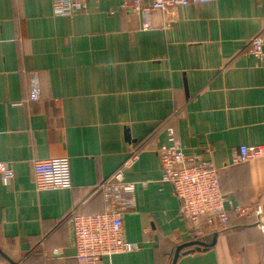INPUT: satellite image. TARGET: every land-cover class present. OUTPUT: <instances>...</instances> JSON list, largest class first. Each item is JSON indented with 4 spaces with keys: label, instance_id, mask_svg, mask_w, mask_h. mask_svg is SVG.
Segmentation results:
<instances>
[{
    "label": "crops",
    "instance_id": "crops-1",
    "mask_svg": "<svg viewBox=\"0 0 264 264\" xmlns=\"http://www.w3.org/2000/svg\"><path fill=\"white\" fill-rule=\"evenodd\" d=\"M122 0H90L73 16L53 13V0H0V264H85L76 258L69 213H101L95 186L121 167L136 185V209L124 215L125 238L139 250L101 264H264V228L230 213L194 225L164 182L158 149L173 119L188 155L221 170L222 191L263 209L264 159L232 165L242 145L264 144V67L247 51L264 32V0H217L155 11L153 27L121 11ZM36 72L38 101H28ZM67 157L71 187L37 191L32 161ZM190 249V248H188ZM58 253L55 254L54 251Z\"/></svg>",
    "mask_w": 264,
    "mask_h": 264
},
{
    "label": "built area",
    "instance_id": "built-area-1",
    "mask_svg": "<svg viewBox=\"0 0 264 264\" xmlns=\"http://www.w3.org/2000/svg\"><path fill=\"white\" fill-rule=\"evenodd\" d=\"M90 0H53V13L57 16H73L84 12ZM217 0H122L121 11L140 15L142 29H152V15L155 11L168 10L197 3H211ZM247 51L264 67V32L249 42ZM28 101H38L41 86L36 72L29 78ZM166 124L167 143L158 149L163 168L164 182L172 185L174 194L180 201L179 213L194 225L193 231L201 235V223L228 225L230 213L239 217H255L261 228L263 209L235 203L221 190L219 169L199 155H188L179 140L173 119ZM143 146H136L125 163L109 177L98 183L93 194L100 192L105 201L101 213H69L76 258L85 264H101L105 257L139 250V245L125 238L124 215L136 209V185L126 181L124 169L138 158ZM264 158V144L242 145L232 159V165ZM33 181L37 191L57 190L71 187L70 161L67 157L32 161ZM0 177L8 185L15 177L13 166L0 161ZM58 253L57 250L54 251Z\"/></svg>",
    "mask_w": 264,
    "mask_h": 264
},
{
    "label": "trees",
    "instance_id": "trees-1",
    "mask_svg": "<svg viewBox=\"0 0 264 264\" xmlns=\"http://www.w3.org/2000/svg\"><path fill=\"white\" fill-rule=\"evenodd\" d=\"M264 158H259V159H256V160H252V161H248V162H245L244 164L246 163H250V162H253V161H259V160H263ZM243 163H241L242 165ZM240 164H238L237 166H239ZM236 166V165H234ZM219 178H220V187H221V170H219ZM222 190V188H221ZM223 192V191H222ZM224 193V192H223ZM225 194V193H224ZM226 195V194H225ZM227 196V195H226ZM228 197V196H227ZM217 225L220 227L221 230H225L229 227V224L228 225H222V224H218ZM190 248V249H188ZM208 248H210L209 246H197V245H194V246H189L187 248H185V250H194V251H204V250H207Z\"/></svg>",
    "mask_w": 264,
    "mask_h": 264
},
{
    "label": "water",
    "instance_id": "water-1",
    "mask_svg": "<svg viewBox=\"0 0 264 264\" xmlns=\"http://www.w3.org/2000/svg\"><path fill=\"white\" fill-rule=\"evenodd\" d=\"M194 245H197V246H210L208 244H205L203 242H199V241H194V242H191V243H188V244H185V245H182L180 247H178L176 253H175V256H174V259H173V263L172 264H175L180 256V253H181V250L184 249L185 247H189V246H194ZM192 251L194 250H188L185 252V254L187 253H191Z\"/></svg>",
    "mask_w": 264,
    "mask_h": 264
}]
</instances>
